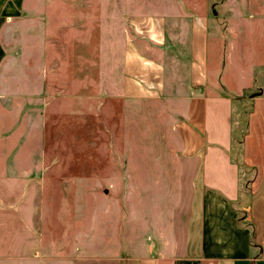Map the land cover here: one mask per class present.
<instances>
[{
    "label": "rangeland",
    "instance_id": "rangeland-1",
    "mask_svg": "<svg viewBox=\"0 0 264 264\" xmlns=\"http://www.w3.org/2000/svg\"><path fill=\"white\" fill-rule=\"evenodd\" d=\"M179 7L180 24L166 25L165 45L126 22L128 14L169 15ZM0 14L4 48L17 59L6 58L5 64L22 69L23 81L46 73L52 89L46 167L37 176L43 184L29 192L21 187L27 211L20 201L11 203L10 187L2 189L0 264H72L76 255L129 254L142 227L160 212L154 209L166 212L174 205L181 106L165 98L121 99L120 78L131 37L144 54L164 63L168 92L186 93L172 89L173 81L185 85L187 79L183 59L193 15L210 18V67L217 85L211 91L235 97L231 153L241 162L244 185L254 178L239 142L250 133L248 97L264 92V0H2ZM263 125L255 139L262 162ZM0 146L7 149L12 142L0 138Z\"/></svg>",
    "mask_w": 264,
    "mask_h": 264
},
{
    "label": "crops",
    "instance_id": "crops-1",
    "mask_svg": "<svg viewBox=\"0 0 264 264\" xmlns=\"http://www.w3.org/2000/svg\"><path fill=\"white\" fill-rule=\"evenodd\" d=\"M163 5L167 8V4ZM180 9L169 15L128 14L126 22L150 40L165 45V27L170 22L180 24L175 17ZM3 22L0 14V138L4 142L9 139L12 146H0V197L2 189L10 187L11 203L20 201V209L27 211L26 204H22L26 194L21 195V187H27L24 191L29 192V187L44 181L37 176L46 167V106L52 89L46 73L38 81L31 76L23 81L22 69L5 64L6 58L9 62L17 59L4 48ZM189 25L188 48L185 59L181 58L188 64L187 79L185 85L173 81L172 89L183 88L186 93L168 92V69L164 63L144 54L130 37L125 43L122 93L118 95L128 101L165 98L181 106L175 124L179 141L175 150L176 201L166 212L154 209L160 212L156 211L148 225L142 227L140 240L130 245L131 253L76 255L72 264H264V162L255 147V139L260 137L259 123H264V92L256 90L248 97L253 103L250 133L244 143L240 142V153L255 176L248 181L249 198L240 208V191L244 186L241 162L231 153L235 97L225 91H211L217 85L210 67L208 14L193 15ZM174 74H180L178 68ZM34 199L31 197L30 202L37 201ZM5 210L0 205V212Z\"/></svg>",
    "mask_w": 264,
    "mask_h": 264
},
{
    "label": "trees",
    "instance_id": "trees-1",
    "mask_svg": "<svg viewBox=\"0 0 264 264\" xmlns=\"http://www.w3.org/2000/svg\"><path fill=\"white\" fill-rule=\"evenodd\" d=\"M239 144H240V142H239ZM241 166H242V165H241ZM249 194H250V187H249V182H248V183H246V184L242 187V189H241V191H240V199H241L240 203H241V202L246 203V201H247L248 198H249ZM241 204H242V203H241Z\"/></svg>",
    "mask_w": 264,
    "mask_h": 264
}]
</instances>
